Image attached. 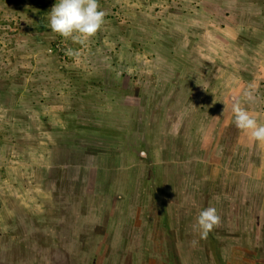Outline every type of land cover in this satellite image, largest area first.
I'll list each match as a JSON object with an SVG mask.
<instances>
[{
  "label": "rangeland",
  "instance_id": "1",
  "mask_svg": "<svg viewBox=\"0 0 264 264\" xmlns=\"http://www.w3.org/2000/svg\"><path fill=\"white\" fill-rule=\"evenodd\" d=\"M55 3L0 0V264H264V0Z\"/></svg>",
  "mask_w": 264,
  "mask_h": 264
},
{
  "label": "clouds",
  "instance_id": "2",
  "mask_svg": "<svg viewBox=\"0 0 264 264\" xmlns=\"http://www.w3.org/2000/svg\"><path fill=\"white\" fill-rule=\"evenodd\" d=\"M106 13L100 7L99 0H56V3L46 14V27L61 37L71 38L84 44L101 30L105 23ZM71 49L68 55H75ZM248 101L253 100L251 92H246ZM235 123L238 128L250 131L257 141H264V125L249 113L239 107L234 101ZM220 222L215 207L203 209L197 219L201 238H207L212 229Z\"/></svg>",
  "mask_w": 264,
  "mask_h": 264
},
{
  "label": "trees",
  "instance_id": "3",
  "mask_svg": "<svg viewBox=\"0 0 264 264\" xmlns=\"http://www.w3.org/2000/svg\"><path fill=\"white\" fill-rule=\"evenodd\" d=\"M41 27V26H40ZM112 203V202H111Z\"/></svg>",
  "mask_w": 264,
  "mask_h": 264
}]
</instances>
